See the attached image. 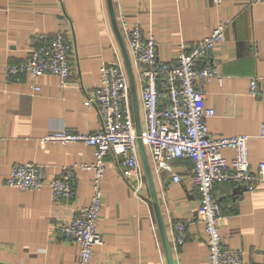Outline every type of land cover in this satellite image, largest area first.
Listing matches in <instances>:
<instances>
[{"label": "crops", "instance_id": "0c3cea01", "mask_svg": "<svg viewBox=\"0 0 264 264\" xmlns=\"http://www.w3.org/2000/svg\"><path fill=\"white\" fill-rule=\"evenodd\" d=\"M110 2L114 24L107 0H0V264H77L76 247L58 228L90 200L91 172L80 165L92 161V149L41 140L59 129L89 134L99 127L88 98L96 93L103 64L119 58L125 70L118 38L128 54L143 126L139 74L127 49L132 24L154 36L160 61L173 62L181 47L191 48L229 22L224 40L197 64L200 68L212 62L221 77L201 82L205 106L215 111L208 120L209 134L249 136L250 171L255 174L264 162V137L259 136L264 129V0H222L219 5L212 0ZM57 32L73 43L65 88L51 74L40 78L38 93L32 92L29 75L3 76L6 64L23 61L29 47ZM252 77L259 78L256 97L248 93ZM221 155L229 161L233 152L224 149ZM148 162L173 264H208L206 235L197 220L199 194L190 179L192 163L172 160L170 171L158 173ZM27 163L39 166L46 177L70 169L74 197L54 200L47 187L21 191L6 186L10 167ZM172 175L180 181L173 182ZM143 182L140 195L133 194L114 158L106 157L98 221L101 243L94 247L90 264H166L145 176ZM214 198L225 214L219 221L224 247L242 252L244 264H264V179L251 192L233 183L216 184ZM178 220L188 223L184 242L176 246L171 225Z\"/></svg>", "mask_w": 264, "mask_h": 264}, {"label": "built area", "instance_id": "2783aa9c", "mask_svg": "<svg viewBox=\"0 0 264 264\" xmlns=\"http://www.w3.org/2000/svg\"><path fill=\"white\" fill-rule=\"evenodd\" d=\"M222 0H212L219 5ZM251 1V0H250ZM261 0H252V2ZM229 22L215 27L191 48L181 47L173 62H162L157 56V43L150 33H143L138 24L128 30L127 49L139 74V100L143 112L141 139L156 172L170 171L169 162L187 159L192 163L190 179L199 194L197 220L206 235L208 264H244L242 252L226 249L219 234V221L225 216L214 198V186L233 183L253 191L264 179V162L258 164L254 174L249 169L247 135L214 138L209 134L208 120L215 111L205 106V93L201 82L216 78L217 67L212 62L197 64L208 52L224 40ZM73 43L63 32L52 34L44 42L31 46L26 58L18 63L6 64L3 76L29 75L33 93L40 91L39 80L46 74L58 79L65 88L72 71ZM120 59L105 63L99 68L97 89L89 97L100 119L92 133H72L59 129L45 135L41 142H58L62 146L81 143L92 149L89 164L80 167L91 172L92 194L88 204L78 208L72 217L59 225L65 240L77 249V264H90L94 247L101 243L98 230L101 209V180L105 172L106 157L112 156L131 191L140 195L143 188V169L136 143L134 120L126 72ZM259 78L248 83L249 95H259ZM260 137H264L261 128ZM233 152L231 160L222 157L221 151ZM70 169L62 168L58 176L46 177L35 164H13L5 185L21 191H39L49 188L51 197L69 200L75 187ZM172 181H180L172 175ZM187 221H174L171 225L176 246L185 240Z\"/></svg>", "mask_w": 264, "mask_h": 264}, {"label": "water", "instance_id": "95a60500", "mask_svg": "<svg viewBox=\"0 0 264 264\" xmlns=\"http://www.w3.org/2000/svg\"><path fill=\"white\" fill-rule=\"evenodd\" d=\"M107 2L109 6L110 19H111V22L114 24L115 21L113 18L111 2L110 0H107ZM115 32L116 34H118L116 30ZM118 41H119L120 53L123 58V62H124V66H125V70H126L127 78H128L132 114H133L134 128H135V136H136V143H137V148L139 152V158H140V161L143 167L144 176H145L147 187L150 193V202H151L153 213H154L155 220H156V226H157V230H158V234L160 238L162 252H163L166 264H173L172 257H171V250H170L165 226H164L162 216L160 213V209H159V205L156 199V193L154 189V181H153L151 168L148 162L145 147L141 139V123H140L139 107H138L134 78H133L132 70L130 67V63L128 61V54L125 49V46L123 45L122 41L119 38H118Z\"/></svg>", "mask_w": 264, "mask_h": 264}, {"label": "rangeland", "instance_id": "374dc122", "mask_svg": "<svg viewBox=\"0 0 264 264\" xmlns=\"http://www.w3.org/2000/svg\"><path fill=\"white\" fill-rule=\"evenodd\" d=\"M137 86V85H136Z\"/></svg>", "mask_w": 264, "mask_h": 264}]
</instances>
